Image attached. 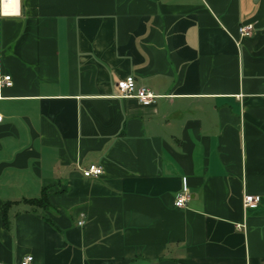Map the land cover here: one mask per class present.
Listing matches in <instances>:
<instances>
[{"label":"crops","instance_id":"1","mask_svg":"<svg viewBox=\"0 0 264 264\" xmlns=\"http://www.w3.org/2000/svg\"><path fill=\"white\" fill-rule=\"evenodd\" d=\"M5 75L0 264H264V0H0Z\"/></svg>","mask_w":264,"mask_h":264},{"label":"built area","instance_id":"2","mask_svg":"<svg viewBox=\"0 0 264 264\" xmlns=\"http://www.w3.org/2000/svg\"><path fill=\"white\" fill-rule=\"evenodd\" d=\"M253 25H242L239 29L242 36H251L253 34ZM1 85H12V79L10 75H5L0 80ZM120 95L123 97H135L141 103H150L154 102L159 95H157L152 89L145 86H138L134 76L130 75L124 79H121L117 83ZM3 115L0 113V121H2ZM83 175L88 178L99 177L104 173V168L102 165L91 164L88 167L83 168ZM189 193L187 188L180 193L176 200L175 204L178 207L185 206L189 200ZM260 204V197L258 195L248 194L244 195V206L246 208H256ZM85 215L82 214V218L79 221V224L82 225L85 223ZM33 257H26L20 264H29L32 261Z\"/></svg>","mask_w":264,"mask_h":264},{"label":"trees","instance_id":"3","mask_svg":"<svg viewBox=\"0 0 264 264\" xmlns=\"http://www.w3.org/2000/svg\"><path fill=\"white\" fill-rule=\"evenodd\" d=\"M31 202H32L31 204L33 206L31 210H37L39 208H46V207L51 206L49 196L46 192H44L40 198H36V199L31 200ZM11 204H12L11 202H6L5 208H4V221H5V225L8 228H10L12 225V221H11L9 214H8V209H9V206Z\"/></svg>","mask_w":264,"mask_h":264}]
</instances>
